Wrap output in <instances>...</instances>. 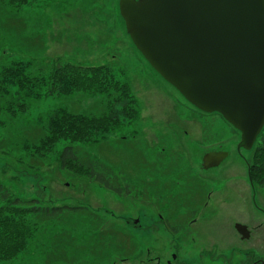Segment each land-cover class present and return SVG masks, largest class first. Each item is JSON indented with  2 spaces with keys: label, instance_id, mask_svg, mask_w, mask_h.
<instances>
[{
  "label": "rangeland",
  "instance_id": "rangeland-1",
  "mask_svg": "<svg viewBox=\"0 0 264 264\" xmlns=\"http://www.w3.org/2000/svg\"><path fill=\"white\" fill-rule=\"evenodd\" d=\"M22 12L26 17L21 16L25 29L20 36L29 47L16 42L14 34L3 40L5 35L0 33V54L30 60L33 68L46 74L56 60L109 66L118 79L128 83L136 100L137 117L123 122L106 139L81 144L80 148L125 173L135 154L139 169L131 179L137 186L118 196L87 178L60 169L57 153L28 161L30 157L18 148L21 139L37 138L39 114L45 116L57 108L99 114L105 110L106 95L85 91L55 94L31 104L26 113H1V120L7 123L0 125V182L21 199H37L41 205L85 207L87 211L72 215L76 228L67 227L69 224L41 228L43 232L28 250L0 264H244L251 255V260L263 258L264 225L252 232V227L261 223L254 204H259L263 190L252 189L247 180L252 151L238 152L240 133L231 129L221 115H200L180 102L171 85L133 45L119 13L118 0H33ZM64 145L58 143L56 149L60 151ZM218 145L229 151V156L214 169L200 172L203 154ZM173 160L178 164L168 171L171 174L162 175L165 181H176L173 191L178 190L180 177L196 171L203 177L204 195L208 192L206 204L196 216H185L179 202L178 209H173L158 200L163 216L177 232L165 228L152 200L141 192L143 187L147 189L142 186V180L149 177L146 173L156 170L159 161ZM143 167L150 171L142 173ZM131 172L135 171L131 168ZM90 212L105 218L106 227H116L130 235L137 250L124 258L116 255L107 242L110 254L89 251L73 255L71 250L62 249L63 256L54 258L52 234L89 230ZM194 217V223L189 225ZM237 225L249 229L250 240L241 239Z\"/></svg>",
  "mask_w": 264,
  "mask_h": 264
},
{
  "label": "trees",
  "instance_id": "trees-1",
  "mask_svg": "<svg viewBox=\"0 0 264 264\" xmlns=\"http://www.w3.org/2000/svg\"><path fill=\"white\" fill-rule=\"evenodd\" d=\"M0 2V33L5 35L3 40L14 34L16 42L29 47V43L22 41L20 36L25 29L22 17H26L22 10L30 6L33 0ZM7 55L0 54V114L17 116L26 113L32 107L31 104L55 94L69 95L75 91H85L107 97L105 110L99 114L74 113L64 108H57L45 116L39 114L36 122L41 127L36 124L40 129L36 132L39 133L37 138L18 142L21 152L30 157L27 160H43L57 153L60 169L87 178L118 196L130 193L132 187L137 186V183H131L139 169L135 154L131 157L133 164L130 170L125 173L123 169L114 170L108 162H102L80 148L81 144L98 143L106 139L123 122L137 117L136 100L128 83L118 79L107 65H80L56 60L51 71L46 74L40 68H33L34 64L30 60ZM4 58L9 60L6 62ZM6 121L0 118V125L4 126ZM231 129L234 128L231 126ZM62 142L65 145L58 151L57 144ZM250 151V174L257 185L264 186V126ZM131 168L135 171L133 174ZM86 211L85 207L49 206L41 205L37 199H21L0 182V262L13 260L28 250L45 226L69 224L67 227L76 228L72 215ZM163 220L172 227L165 216ZM87 223L89 230L76 231L72 235L68 230L52 234L54 258L63 256L62 249L71 250L75 255L89 251L110 254L111 248H114L116 255H123L124 258L137 250L132 237L116 227H106L105 218L90 212ZM107 242H110L111 248L106 245Z\"/></svg>",
  "mask_w": 264,
  "mask_h": 264
},
{
  "label": "water",
  "instance_id": "water-1",
  "mask_svg": "<svg viewBox=\"0 0 264 264\" xmlns=\"http://www.w3.org/2000/svg\"><path fill=\"white\" fill-rule=\"evenodd\" d=\"M118 8L155 72L239 131L238 151L251 150L264 126V0H118ZM228 154L206 152L202 167ZM236 229L243 235V226Z\"/></svg>",
  "mask_w": 264,
  "mask_h": 264
},
{
  "label": "flooded vegetation",
  "instance_id": "flooded-vegetation-1",
  "mask_svg": "<svg viewBox=\"0 0 264 264\" xmlns=\"http://www.w3.org/2000/svg\"><path fill=\"white\" fill-rule=\"evenodd\" d=\"M171 87L180 96V98H179V99H181L180 102L183 101L185 106H187L189 109L194 108L196 111H198V113L200 115L210 114V113H204V112L196 109L195 107H193L179 94V92L173 86H171ZM214 114H216V113H214ZM241 150L242 149H240L238 152L240 153ZM210 151H227V150L222 148L221 145H218L214 149H210L208 151H205V153L210 152ZM228 156H229V154H228ZM177 164H178V162L175 160L168 161V162L159 161L158 164L156 165L157 166L156 170L153 169V171H151L150 173H146V175L148 174L149 177L147 178V180H142L143 181L142 186L144 184L145 188L147 187V189L145 190L143 187L141 192L148 194V196H149L148 199L152 200V202H150V203L154 207H156L158 210V214L161 218L160 222H162L164 224L165 228L167 230H169L170 232H172V231L175 232L176 230L173 227H170L168 224H165V221L163 220L164 214H163L162 208H161L158 200H160L162 202V204L168 205V206L172 207L173 209H178L177 202H179L181 204V207H183V211L185 212V216L186 215H195L196 216L200 213L201 208L205 206L206 199L208 198L206 195L208 192H205V195H204L205 184L203 181V177L196 171H195V174H193L192 172H190L188 174V172H189L188 171L183 177H180L178 179L180 181L179 185L177 187L178 190L173 191V188L176 189V181H172V180L165 181V180H163L164 176H162V175L164 173L165 174L169 173L168 171L170 169H172L174 166H176ZM211 169H214V167L213 168L211 167L208 169L203 168L202 167V159H201V161L199 163V171L205 172V171H208ZM143 171L148 172L150 170H146L143 167L141 169V172L144 173ZM249 172H250V164L247 163V180L249 182L250 187L252 189L258 188L260 191H261V189H263L262 190L263 194L261 193L260 197H259L260 198L259 204L258 205L254 204L255 209L259 212V214L261 216V223L255 227H252V232H256L258 230V228H261L264 225V186L257 185L255 179L251 176V174H250V176H251L250 177L251 180H250L249 175H248ZM254 195H256L255 191H254ZM194 221H195V217L189 220V222H188L189 225L193 224ZM180 226H181V224H180ZM248 230L249 229L246 230L244 228L243 235L238 232L241 239H243V240H250L251 239L252 233ZM252 256L253 255H251L250 256L251 258H249L247 262L245 261L244 264H264V257L263 258L262 257H260V258L255 257L253 260H251L253 258Z\"/></svg>",
  "mask_w": 264,
  "mask_h": 264
}]
</instances>
